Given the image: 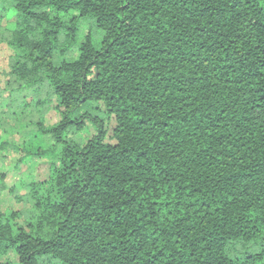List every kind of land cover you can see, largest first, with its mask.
<instances>
[{
	"label": "trees",
	"instance_id": "16d2710c",
	"mask_svg": "<svg viewBox=\"0 0 264 264\" xmlns=\"http://www.w3.org/2000/svg\"><path fill=\"white\" fill-rule=\"evenodd\" d=\"M0 45V264H264V0H0Z\"/></svg>",
	"mask_w": 264,
	"mask_h": 264
},
{
	"label": "rangeland",
	"instance_id": "374dc122",
	"mask_svg": "<svg viewBox=\"0 0 264 264\" xmlns=\"http://www.w3.org/2000/svg\"><path fill=\"white\" fill-rule=\"evenodd\" d=\"M87 29V28H86ZM7 60H8V54H7V50L4 47V45H0V73L3 70H6L8 68L7 65ZM6 79V76L1 74L0 76V100L4 99L7 95V92L3 91V87H4V81ZM0 109H4V106H2V108ZM17 116H13L12 118H8L5 116L2 117V124H4L7 121H10L11 124L13 126L16 125L17 123ZM91 127V126H90ZM91 131L93 132V129L91 128ZM14 136L19 137V134H16ZM26 153L24 152V150L20 151L18 154H11V159H15L18 156L19 157H23L25 156ZM16 161V160H15ZM7 164L10 166L13 165L12 162H7ZM25 165H22L19 169L18 172H16L15 174V180L18 181L19 183H21L23 181V179L25 180H30L32 177H36V176H41L44 177L46 176V173L48 172V167H49V162L48 159L46 158H34L33 160H27L24 163ZM22 185V184H20ZM3 209H9L11 207H17L18 209H20L21 204L17 203L12 195L10 194V192L6 191L4 193V200H3V205H2Z\"/></svg>",
	"mask_w": 264,
	"mask_h": 264
}]
</instances>
